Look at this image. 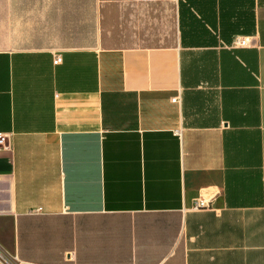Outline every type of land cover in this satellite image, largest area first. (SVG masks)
I'll return each instance as SVG.
<instances>
[{"label":"crops","instance_id":"0c3cea01","mask_svg":"<svg viewBox=\"0 0 264 264\" xmlns=\"http://www.w3.org/2000/svg\"><path fill=\"white\" fill-rule=\"evenodd\" d=\"M83 11L0 0V252L264 264V0H93L90 44Z\"/></svg>","mask_w":264,"mask_h":264},{"label":"rangeland","instance_id":"374dc122","mask_svg":"<svg viewBox=\"0 0 264 264\" xmlns=\"http://www.w3.org/2000/svg\"><path fill=\"white\" fill-rule=\"evenodd\" d=\"M92 4L93 0H84V9L86 11H83L85 15V23L83 27V32H81V40L86 41L88 44L92 43L95 37V25H94V19H95V11H92ZM56 15V14H55ZM19 26H23L26 29L30 28V19L28 15H24L22 21H20ZM29 30V29H28ZM67 36V35H66ZM37 37H40L38 35H32L31 32L23 33L22 35L18 36L16 38V42L18 45H32L37 42ZM70 37H73V34L70 35ZM65 35H55V40L64 41ZM73 39H75L73 37Z\"/></svg>","mask_w":264,"mask_h":264},{"label":"built area","instance_id":"2783aa9c","mask_svg":"<svg viewBox=\"0 0 264 264\" xmlns=\"http://www.w3.org/2000/svg\"><path fill=\"white\" fill-rule=\"evenodd\" d=\"M247 42H248V40L245 38L237 40V44L239 46H243V45L247 44ZM55 59H56V62L61 61V58L59 57V55H56ZM175 100H176L175 98L171 99V101H173V102ZM6 137H7L6 135L0 134V145L5 144V138ZM204 206H206V202L200 198L196 199L193 202V209H200V207H204ZM0 260L2 261L3 264H22V262H20L17 258L12 257V256L7 257V256L3 255L1 252H0Z\"/></svg>","mask_w":264,"mask_h":264}]
</instances>
